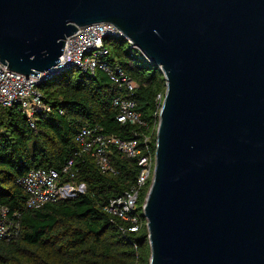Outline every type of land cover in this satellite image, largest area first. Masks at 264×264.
I'll list each match as a JSON object with an SVG mask.
<instances>
[{
	"label": "water",
	"instance_id": "water-1",
	"mask_svg": "<svg viewBox=\"0 0 264 264\" xmlns=\"http://www.w3.org/2000/svg\"><path fill=\"white\" fill-rule=\"evenodd\" d=\"M103 21L167 83L151 264H264V0H0V61L52 75L67 37Z\"/></svg>",
	"mask_w": 264,
	"mask_h": 264
},
{
	"label": "trees",
	"instance_id": "trees-1",
	"mask_svg": "<svg viewBox=\"0 0 264 264\" xmlns=\"http://www.w3.org/2000/svg\"><path fill=\"white\" fill-rule=\"evenodd\" d=\"M109 62L119 63L136 81L133 91L121 90L108 73H84L66 68L43 79L38 87L51 110L38 114L33 127L20 105L0 106V203L16 212L20 234L0 238V264H151V244L144 204L149 179L138 200L141 227L104 210L111 197L135 185L141 166L117 147L109 156L114 172H103L94 158L81 151L77 136L85 126L122 138L138 137L140 145L150 136L156 154L160 102L167 83L162 69L153 64L124 37L105 40ZM131 98L145 124L122 122L113 105L116 96ZM161 96V97H160ZM74 160L65 181L84 182L87 189L76 197L60 198L39 207H28L27 194L19 183L33 167L61 169Z\"/></svg>",
	"mask_w": 264,
	"mask_h": 264
},
{
	"label": "built area",
	"instance_id": "built-area-1",
	"mask_svg": "<svg viewBox=\"0 0 264 264\" xmlns=\"http://www.w3.org/2000/svg\"><path fill=\"white\" fill-rule=\"evenodd\" d=\"M108 37H124L132 47H135L132 40L112 22L103 21L80 26L66 39L61 61L55 67L59 70L57 73L69 67H76L90 74L103 70L110 75L119 89L133 91L137 86L136 81L122 65L116 63L113 66L108 60L110 51L105 42ZM52 75L48 71L39 73V76L26 75L8 68V64L0 61V106L20 105L31 125L35 127L37 115L51 110V105L45 101L38 84ZM163 98L164 96L161 97L160 104ZM113 105L119 110L120 121L145 124L133 99L118 95L114 98ZM2 129L0 123V131ZM77 140L81 145V151L90 154L103 172L115 170L109 156L113 146L128 157L138 158L141 169L135 185L123 194L111 197L104 210L113 217L128 221L130 230H139L142 223L138 200L142 188L153 177L155 166L156 154L150 149V136L144 138V145L141 146L138 137L126 139L115 134L102 133L98 126L94 128L85 126L79 132ZM73 165L74 160L70 159L61 169L33 167L20 177L18 181L27 194V206L39 207L47 202L84 193L87 189L84 182L64 180L66 174L75 175L71 173ZM20 231L21 223L17 213L12 216L9 207L0 203V238L13 239Z\"/></svg>",
	"mask_w": 264,
	"mask_h": 264
},
{
	"label": "rangeland",
	"instance_id": "rangeland-1",
	"mask_svg": "<svg viewBox=\"0 0 264 264\" xmlns=\"http://www.w3.org/2000/svg\"><path fill=\"white\" fill-rule=\"evenodd\" d=\"M144 187H145V186H144ZM144 187H143V188H144ZM142 190H143V189H142ZM145 218H146V217H145Z\"/></svg>",
	"mask_w": 264,
	"mask_h": 264
}]
</instances>
